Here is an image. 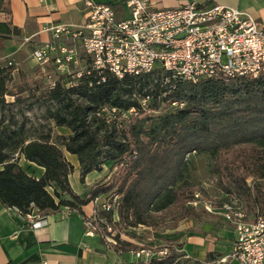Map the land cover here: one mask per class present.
Segmentation results:
<instances>
[{"label": "trees", "instance_id": "16d2710c", "mask_svg": "<svg viewBox=\"0 0 264 264\" xmlns=\"http://www.w3.org/2000/svg\"><path fill=\"white\" fill-rule=\"evenodd\" d=\"M1 12L10 13L9 2L0 3ZM9 63L0 65V202L6 207L22 215L62 206L81 212L79 206L106 195L119 197L117 211L105 214L109 221L118 219L116 224L127 228H153L158 217L175 209L183 212L182 219L194 216L195 207L189 202L195 192L208 193L190 180L191 157L206 154L222 193L219 206L253 200L264 213L260 200L264 198L260 188L264 182V75L229 78L219 74L197 83L179 79L164 83L169 74L156 69L122 79L107 71L92 72L72 86L60 79L53 89L48 88L46 114L70 134L53 139L51 133L28 134L24 122L18 123L14 115L4 116L37 92L25 82L10 86L17 67ZM155 74L161 80L152 78ZM112 108L119 112L111 113ZM131 109L136 114L123 118L122 113ZM64 150L77 156L83 183L89 173L100 172L110 163L107 181L96 184L84 197L76 194L69 179L74 167ZM22 161L44 168L43 176L36 178ZM65 194L71 199H63ZM163 240L171 249L165 259L126 264H201L176 250L183 243ZM133 248L121 243L123 252ZM217 257L209 252L205 263L214 264Z\"/></svg>", "mask_w": 264, "mask_h": 264}, {"label": "built area", "instance_id": "2783aa9c", "mask_svg": "<svg viewBox=\"0 0 264 264\" xmlns=\"http://www.w3.org/2000/svg\"><path fill=\"white\" fill-rule=\"evenodd\" d=\"M179 1L173 8L153 9L145 0H127L130 17L119 19L111 5L88 0L85 23L52 26L51 40L36 48L32 59L41 67L49 89L60 79H68V86H72L84 75L106 71L122 79L161 69L174 80L193 83L219 74L229 78L264 75V24L215 0ZM146 104L144 99L142 106ZM118 112L111 109L113 114ZM132 114H136L135 109L122 113V117ZM94 202L98 208L84 219L86 234L98 236L106 248L123 253L124 228L116 224L118 219L109 221L105 216L117 211L119 197L107 196L103 202L97 197ZM189 204L203 205L210 213L218 211L234 224L236 237L229 258L240 264H264V213L248 221L238 200L214 210L212 202L205 201L199 191ZM63 210L74 211L69 206ZM22 216L32 227L43 225V215L37 210ZM138 228L148 230L143 225ZM134 245L129 253L135 262L162 260L171 251L169 242L155 237L148 244Z\"/></svg>", "mask_w": 264, "mask_h": 264}, {"label": "crops", "instance_id": "0c3cea01", "mask_svg": "<svg viewBox=\"0 0 264 264\" xmlns=\"http://www.w3.org/2000/svg\"><path fill=\"white\" fill-rule=\"evenodd\" d=\"M9 2L10 13H0V65L7 59L13 62L17 69L25 65H33L32 54L36 48L51 40L52 26L67 24L80 26L85 23L87 16L86 2L88 0H0ZM96 4L111 5L119 19L130 17L127 0H91ZM153 9L173 8L178 6L179 0H145ZM222 6L239 9L259 23L264 24V0H215ZM6 64V63H5ZM65 157L73 165L74 171L70 175L72 189L81 197L100 182H106V169L93 171L80 179V165L77 156L64 150ZM24 167H30L29 172L36 178L44 174V168L22 161ZM1 169V167H0ZM103 173V174H102ZM76 175L75 181L72 176ZM106 195L98 196L103 202ZM63 199L70 200L65 194ZM81 212L65 213L63 206L55 211L42 213L43 225L32 227L26 219L15 209L8 208L0 202V264H126L134 261L130 253H119L108 249L98 236H88L84 219L93 214L98 208L92 201L88 205L79 206ZM148 231L153 232L151 228ZM131 236L126 243L136 244L144 239L145 230L131 228ZM224 232L222 235L221 233ZM149 235V234H148ZM219 237H228L227 247H221L210 240L209 235L188 236L183 241V250L189 256L203 258L209 252H220L219 249L232 250L236 237L233 232L219 231ZM222 235V236H221ZM146 236L148 243L150 238ZM221 258H224L221 256ZM225 264H240L237 260H230Z\"/></svg>", "mask_w": 264, "mask_h": 264}, {"label": "rangeland", "instance_id": "374dc122", "mask_svg": "<svg viewBox=\"0 0 264 264\" xmlns=\"http://www.w3.org/2000/svg\"><path fill=\"white\" fill-rule=\"evenodd\" d=\"M2 64L8 65V60L5 59L1 62ZM152 78L156 81H159V76L155 74ZM68 80V79H66ZM171 77H164V83L171 82ZM26 83L29 86H32L34 89H37L36 95L34 97L28 98L22 104L15 105L11 107V110H6L4 112V116L6 119L9 116L14 115L15 120L18 123L24 122L26 124V129L28 130V134H48L51 133L53 139L57 135H69L70 132L68 129L59 128L55 126V123L52 120L47 118L46 107L50 104L46 102V98L48 95V82L45 78L41 67L36 63L33 65H25L23 70L19 68V70L13 71V81L10 86L14 87L20 83ZM24 96H27L25 94ZM9 102H13L12 98H8ZM212 159L209 155L201 154L194 155L191 157L190 163V180L192 183L202 186L207 195H203L204 200H209L212 202L214 210H218L220 205V199L222 197V193L218 189L215 181V177L210 172V165ZM103 169H106V173L110 174V163L104 165ZM103 174V173H102ZM77 174L72 176V180L75 181ZM249 183L252 184V181L249 180ZM260 188L264 193V182L260 183ZM261 207L264 208V198L260 196ZM243 211L246 214V219L248 221H253L259 214H261V210L258 206L253 204V200L244 201L240 203ZM218 211H213V213L208 212L203 205H198L195 207L194 216L181 218L183 212L181 210H173L164 214L163 217L157 218L156 225L151 228L153 232L145 230L146 236H155L158 240L169 239L174 240L172 242H177L176 244H181L188 236H204L209 238L211 241L214 240V243L218 244L221 247H227L228 242H231V239H228L226 236H222L224 232H222L219 237L217 234L219 231L223 230L225 232H233L235 227L232 222L225 220ZM122 230L124 238H128L131 236V228L124 227ZM149 234V235H148ZM140 240L142 244H148L147 238ZM176 240V241H175ZM181 249V248H180ZM223 251L220 252H212L216 256H218L217 261L214 264H225L232 260L229 258V251L225 249H219ZM220 256V257H219ZM227 257L226 261H222L223 258ZM187 258L192 262L195 260H200L201 264H210L205 263L206 256L203 258L189 256Z\"/></svg>", "mask_w": 264, "mask_h": 264}]
</instances>
